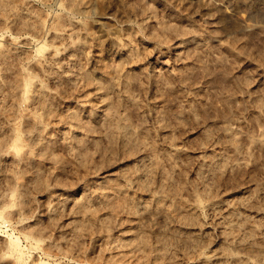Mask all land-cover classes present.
Returning <instances> with one entry per match:
<instances>
[{
  "label": "rangeland",
  "instance_id": "1",
  "mask_svg": "<svg viewBox=\"0 0 264 264\" xmlns=\"http://www.w3.org/2000/svg\"><path fill=\"white\" fill-rule=\"evenodd\" d=\"M0 205V264H264V0H0Z\"/></svg>",
  "mask_w": 264,
  "mask_h": 264
},
{
  "label": "bare ground",
  "instance_id": "2",
  "mask_svg": "<svg viewBox=\"0 0 264 264\" xmlns=\"http://www.w3.org/2000/svg\"><path fill=\"white\" fill-rule=\"evenodd\" d=\"M3 202H4V201H3ZM1 203H2V202H1ZM6 203H8V202H6ZM1 205H3V204H1ZM1 205H0V206H1ZM9 205H10V204H8V206H9ZM1 216H2V215H1ZM38 234H39V233H38ZM33 235H34V233H33ZM40 235H41V234H40ZM35 236H36V235H35ZM37 237H38V236H37ZM39 237H40V236H39ZM35 239H36V237H35ZM40 241H41V240H38V239H37V240H36V242H37L36 245H38V244L40 245ZM38 242H39V243H38ZM9 245H10L9 247L11 248V251H12V252H16V251H19V252H20V251H21L20 249H18V247H19V246H18V243H16V242H15V243H14V242H10ZM39 245H38L37 247H39ZM40 247H41V246H40ZM9 251H10V250H9ZM11 254H12V253H11ZM15 256H16V255H15ZM16 258L18 259L17 261H20V260H21V256H17ZM21 261H22V260H21ZM19 263H20V262H19ZM45 263H46V262H45ZM45 263H44V264H45ZM41 264H42V263H41Z\"/></svg>",
  "mask_w": 264,
  "mask_h": 264
}]
</instances>
